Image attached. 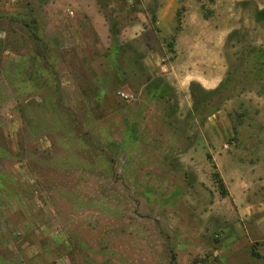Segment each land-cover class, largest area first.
<instances>
[{"label": "rangeland", "instance_id": "374dc122", "mask_svg": "<svg viewBox=\"0 0 264 264\" xmlns=\"http://www.w3.org/2000/svg\"><path fill=\"white\" fill-rule=\"evenodd\" d=\"M48 4L0 0V264H264V0H180L174 34L136 40L172 62L213 45L210 86L202 64L121 75L132 52L92 32L63 82L35 56Z\"/></svg>", "mask_w": 264, "mask_h": 264}, {"label": "crops", "instance_id": "0c3cea01", "mask_svg": "<svg viewBox=\"0 0 264 264\" xmlns=\"http://www.w3.org/2000/svg\"><path fill=\"white\" fill-rule=\"evenodd\" d=\"M46 1L49 3L47 6L49 23L47 26H43L41 23L37 28L41 35L48 34L50 38L46 43L41 42L42 51L35 56L40 61L47 59L50 66H56L59 62L50 55V52L61 54V61L66 67L61 78L67 84L72 85L77 79L79 80L84 73L82 67L89 63V45L87 42L89 32L97 35L99 41L105 44V52L108 51V53L106 52L107 55L102 57L112 58L115 50L127 51L128 53L131 51L132 58L130 59V55L128 56L130 60H128L127 70L116 71L121 75H143L145 77L143 85L149 83V77L152 80L151 76L160 74H166L167 80L173 83V73L178 65L189 67L200 66V64L207 66L208 73L206 76H201L199 71H192L189 67L186 70L187 75H189L188 78L192 81V75H197V80L204 81L206 85L215 84V51L211 52L210 49L213 45L207 44V54H200L193 44L187 45L186 49L177 45L174 62L165 58V47L162 45L160 51L150 50L147 47L144 48L148 51L145 57H140V59L135 57L136 51L140 52L141 49L140 47L137 48L136 40L155 25H158L162 30V35H171L176 32L175 20L180 0ZM71 5L76 8L75 11L69 10L71 13L74 12L72 14L74 16H70V12L65 11L67 7L71 8ZM60 40L64 41L63 44ZM28 60L23 51L17 50L16 62L20 74H23L24 63ZM102 61L104 60L100 61L101 65H105V63L102 64ZM114 65H117V62ZM108 72L115 73L112 70Z\"/></svg>", "mask_w": 264, "mask_h": 264}, {"label": "built area", "instance_id": "2783aa9c", "mask_svg": "<svg viewBox=\"0 0 264 264\" xmlns=\"http://www.w3.org/2000/svg\"><path fill=\"white\" fill-rule=\"evenodd\" d=\"M117 94H118V97L124 102L126 101L130 102L135 99V96L133 94L125 92V91H119Z\"/></svg>", "mask_w": 264, "mask_h": 264}]
</instances>
